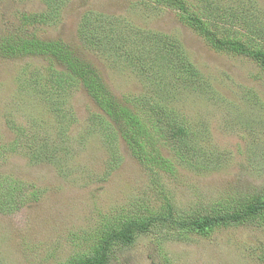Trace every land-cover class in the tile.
I'll return each instance as SVG.
<instances>
[{
	"label": "trees",
	"instance_id": "trees-1",
	"mask_svg": "<svg viewBox=\"0 0 264 264\" xmlns=\"http://www.w3.org/2000/svg\"><path fill=\"white\" fill-rule=\"evenodd\" d=\"M51 2H54L53 7ZM46 3L43 13L21 15L22 29L35 25L44 28L58 23L57 15L64 5L62 0H46ZM132 6H136L132 10L134 13L137 11L142 15L143 12L158 14L171 10L208 48L257 63L259 71L264 73V9L258 0H138ZM16 31L0 37V61L41 57L49 62L46 74H43L44 80L35 70L24 80L18 76L22 82L17 84L33 92L46 93L44 110L48 116L52 117L50 111L58 116L64 128L57 133L48 128L47 133L41 132L38 134L40 138H36L33 133L23 134L15 120L6 119L8 128L15 131L14 142L10 143L12 149L15 152L21 149L32 152L36 163L52 165L59 173L62 169L72 170L80 179H84L86 174L97 178L94 182H106L120 166L124 157L121 148L125 145L143 171V187L129 201V204L138 203L137 213H124L118 219L103 215L102 220L94 222L92 232L86 231L78 240L65 261L55 260L52 264H110L116 248L133 245L137 235L146 234L153 227H161L163 235L176 232L186 239L194 236L205 238L219 227L248 222L258 223L264 230V188L252 192L238 186L205 208L183 211L172 205L165 188L168 178H177V172L182 168L197 175L213 173L221 168L219 152L207 142L210 129L202 121L187 125L181 115L184 104L177 109L170 105L175 96L196 95L206 101L207 107L216 103L228 105L234 110L230 121L253 137L249 131L252 125L243 115H250L255 105L264 109L259 94L246 92L248 88L240 84L233 94L239 101L233 104L224 91L220 93L217 90L212 78L191 60L177 39L148 28H136L131 20L122 17L90 12L78 32L83 48L102 52L107 60L115 62L114 67L127 65L140 77L141 91L121 98L105 84L95 67L66 41L43 40L38 33L28 37V33ZM113 37L118 39L110 45ZM56 65L63 70L56 69ZM29 66L25 64L23 70ZM80 86L96 105L88 120L97 124L99 130L103 127L101 133L108 142L103 146L105 161L98 170L81 169L90 167L81 157L77 160L76 151L83 145L84 138L70 134V130L79 123L72 99ZM23 101L24 98L16 97L5 117L9 118L13 112L23 113ZM243 108L246 110L242 114ZM37 143L42 144L41 150L44 148L41 154L37 152ZM255 146L253 139L246 149L251 159ZM42 196V189L35 183L3 177L0 179V214L13 215L25 204L37 202ZM260 249L264 257V242ZM0 264H3L1 258Z\"/></svg>",
	"mask_w": 264,
	"mask_h": 264
},
{
	"label": "rangeland",
	"instance_id": "rangeland-1",
	"mask_svg": "<svg viewBox=\"0 0 264 264\" xmlns=\"http://www.w3.org/2000/svg\"><path fill=\"white\" fill-rule=\"evenodd\" d=\"M137 1L62 0L64 5L57 15L59 21L55 26L43 28L35 25L22 29L21 15L43 13L46 0H0V37L21 27L18 30L22 34L28 33V37L38 33L43 40L66 41L95 67L105 84L121 98L141 91L143 84L140 77L131 72L127 65L114 67L115 62L107 60L102 52L83 48L78 32L90 12L122 17L131 20L136 28H148L177 39L191 60L212 78L217 90L220 93L224 91L230 98L228 101L233 104L239 101L233 94L240 84L248 88L246 92L259 94L264 102V73L259 71L257 63L208 48L193 29L182 23L169 9L158 14L143 12L145 16L137 11L134 13L132 10L136 6L132 4ZM258 1L264 9V0ZM117 39L113 37L110 45ZM170 42L173 44V41ZM25 64L30 66L23 70ZM48 66L49 62L41 57L0 61V179L13 177L28 184L35 183L43 191L39 201L25 204L15 214H0V258L3 264L65 261L74 251L78 240L86 231L91 233L94 222L102 220L103 215L118 219L121 214L138 211V203L129 204V201L143 187V171L125 145L121 148L124 157L120 166L106 182H94L97 178L87 177L86 174L84 179H80L72 170L62 169L59 173L52 165L36 163L32 152L27 153L23 149L15 152L12 149L10 143L14 142L15 131L8 128L6 119L15 120L23 134L33 133L36 138H40L38 134L41 132L47 133L48 128L53 133L64 128L58 116L52 111V117L48 116L44 110L46 93L33 92L17 84L21 81L18 76L24 80L35 70L44 80L43 74H46ZM55 68L63 70L60 65ZM73 94L75 117L79 123L70 130V134L84 138L83 145L76 151L77 160L81 157L86 166L90 165L81 167L82 170H98L105 161L103 146L108 142L101 133L103 127L99 130L97 124L88 120L96 105L81 86ZM16 97L24 98L21 103L23 113L13 112L12 116L6 118L10 112L9 106ZM172 102L170 105L174 109L184 104L181 115L187 125L202 121L210 129L207 142L219 152L218 161L221 164V168L213 173L197 175L182 168L178 170L177 178H168L169 183L165 188L174 207L179 211L202 209L221 200L238 186L252 192L264 188V109L255 105L250 115H243L252 125L249 131L253 137H250L247 130L230 121L234 110L228 105L216 103L207 107L206 101L193 94L187 97L176 95ZM245 110L243 108L241 113ZM253 139L256 148L251 151L254 155L251 159L246 149ZM37 145V152L41 154L44 148L41 150V143ZM261 228L258 223L248 222L219 227L205 238L194 236L186 239L176 232L163 235L160 233L161 227H153L146 234L137 235L133 245L116 248L110 264H264L260 249L264 242V230ZM74 234L78 237L75 238Z\"/></svg>",
	"mask_w": 264,
	"mask_h": 264
}]
</instances>
